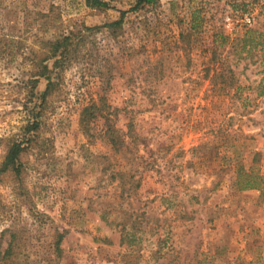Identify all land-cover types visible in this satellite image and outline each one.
I'll return each mask as SVG.
<instances>
[{
    "label": "rangeland",
    "instance_id": "374dc122",
    "mask_svg": "<svg viewBox=\"0 0 264 264\" xmlns=\"http://www.w3.org/2000/svg\"><path fill=\"white\" fill-rule=\"evenodd\" d=\"M104 1L0 0V162L24 145L18 170L0 175V255L12 249L0 264H264L263 63L232 46L262 26L264 0L126 13L120 29L69 46L26 132L45 84L29 95L30 60L135 0ZM226 15L252 20L228 31ZM91 100L101 111L80 124ZM237 168L261 184L237 189Z\"/></svg>",
    "mask_w": 264,
    "mask_h": 264
},
{
    "label": "trees",
    "instance_id": "16d2710c",
    "mask_svg": "<svg viewBox=\"0 0 264 264\" xmlns=\"http://www.w3.org/2000/svg\"><path fill=\"white\" fill-rule=\"evenodd\" d=\"M156 1L157 0H135L134 3L127 9L117 10L118 16L111 22H106L100 25L83 26L82 29L86 32L80 34V37L76 40L73 38L76 37L78 31L76 32V34H73V32H68L67 34L60 35L56 38H53L52 40H47L45 42V45L44 47H42L40 53L34 55L36 59L30 60L32 69L29 70L27 78L30 83L28 92L29 95H32V91L39 78H43L45 80V84L43 89L37 94V102L34 104V109L36 110H33L34 113H32L33 118L31 122L26 124L25 126L26 132L35 130L37 128V117H39V115L41 114L45 99L50 94V90L52 89V87L55 85V79L57 78L59 69H57V67H60L64 64V62H67V60L70 59V57H68V54L74 50H71L69 46L73 45V47H75L79 43L78 41H83L86 37L88 38L90 35L98 31L102 27H106L108 30L120 29L126 13L136 12L140 9H143L145 6L155 4ZM83 2L86 6L89 7H108L107 2L104 0H83ZM232 46L234 52L236 53L239 51L250 52L252 49H257L260 52L264 73V23L262 24V26L245 28L241 36L239 38H236ZM49 60L51 61V63L48 67L47 63ZM51 73L54 74V76H51ZM94 111H101V109L96 103L91 100L89 104L83 106L80 110V124H85L87 120L86 117L94 115ZM22 140L23 138L17 141L14 140L8 145L5 154L3 155L2 161L0 162V175L9 167L14 172L18 170L19 164L17 163V158L18 154L23 150L24 146ZM239 173L243 174V179H237V175ZM262 179L263 177L257 173H252L251 171H242L241 168H237L233 183L234 185H236L237 189L242 190L257 187L259 184H261ZM13 237L14 236L11 235V238ZM60 237L61 234H58L56 236V241L54 243L56 249L58 247ZM11 252L12 249L10 244L8 243L7 247L2 251L0 255V261L9 256Z\"/></svg>",
    "mask_w": 264,
    "mask_h": 264
},
{
    "label": "built area",
    "instance_id": "2783aa9c",
    "mask_svg": "<svg viewBox=\"0 0 264 264\" xmlns=\"http://www.w3.org/2000/svg\"><path fill=\"white\" fill-rule=\"evenodd\" d=\"M251 17L243 16L242 18H233L229 17L228 15L224 16L223 18V27L225 30L231 31L233 28L238 26H248L251 23Z\"/></svg>",
    "mask_w": 264,
    "mask_h": 264
}]
</instances>
